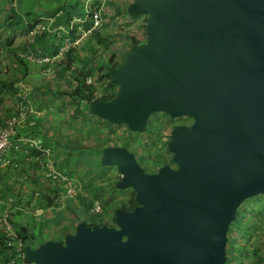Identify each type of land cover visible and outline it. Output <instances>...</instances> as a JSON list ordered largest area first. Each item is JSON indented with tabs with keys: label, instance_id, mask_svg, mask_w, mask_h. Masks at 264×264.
<instances>
[{
	"label": "water",
	"instance_id": "1",
	"mask_svg": "<svg viewBox=\"0 0 264 264\" xmlns=\"http://www.w3.org/2000/svg\"><path fill=\"white\" fill-rule=\"evenodd\" d=\"M144 41L109 65L117 89L90 114L144 133L151 114L188 117L171 129L174 166L146 171L125 146L100 151L136 205L114 226L79 221L61 240L23 245L32 264H225L229 225L264 193V0H132Z\"/></svg>",
	"mask_w": 264,
	"mask_h": 264
},
{
	"label": "rangeland",
	"instance_id": "2",
	"mask_svg": "<svg viewBox=\"0 0 264 264\" xmlns=\"http://www.w3.org/2000/svg\"><path fill=\"white\" fill-rule=\"evenodd\" d=\"M15 1L18 3L17 8L13 6L12 9H22L23 15L33 10L41 11L60 3L63 4L62 0ZM114 1L117 0H106L103 7L105 24L102 30L97 32L100 33V35L95 33L90 37H86L78 44V46H76L78 47L77 54L79 60L73 62L74 68L72 71L68 72L66 69L64 70V68H61L57 72H52L50 75H47L45 79L41 78V71H39L40 74L37 72L33 73V77L37 78V80H40L41 82L47 81V84L49 82L51 88L50 91L48 89L49 86H45L44 88L46 91H43L38 95L35 94L31 98L33 102H37L41 96L43 97L44 104L42 109H46V119L43 116L39 119L42 126V128H40L41 133L47 139L53 138V140L56 141L53 144L47 145L50 149L54 164L64 175L66 174L68 177L72 178L76 185L74 196L67 198L69 203L68 208H66L67 214L73 218L72 221L65 220L63 223L60 222L58 218L60 217V213H57L58 207L42 208L41 213L39 214H37L35 208L30 211L27 210L28 207H26V210H23V213L26 214L25 221L33 232L35 243L40 242V240L45 237L55 238L57 234L63 235L60 237V240L63 239L66 235V233H64L67 232L66 230L69 231L71 229V232H74L75 222L73 223V221L76 217L81 220L83 219L86 222L95 221L100 223L105 222L107 225L113 224V211L115 208H120L119 205L124 203L123 199L128 201L132 189H117L113 187L114 181L118 178V169L116 166L101 165L100 148H98L101 146H99L101 142H108L110 145L119 142H127L129 145L126 148L134 153L139 164L145 168V170H157L161 164L174 166V163L171 160V153L166 149V140L170 133L169 127L173 123L181 122L187 124L190 121L187 117L171 118L163 112H155L151 114L147 122V126H149L153 121L151 132L149 128H147L144 133H138L130 131L124 125L112 124L107 120L90 114L87 110L88 104L82 103L78 106L75 101L65 96L63 98V104H61L60 100H62L64 95L60 92L61 87L69 91L68 87L72 88L75 86L74 83L76 81L69 77L74 76V70L86 72L89 68L91 73L87 76H92L93 79L91 84L100 91L104 87H107L108 83H106L107 80L105 78L104 80H100L97 76L99 74L103 75L109 66L106 59H108L111 52H115L116 61H121L123 54L130 48V37L133 36L139 41L144 39L145 16L143 14L133 16L127 14V6L132 2L131 0H127L123 6L122 4L118 7L116 6L115 9L113 8L114 6H112V2L114 3ZM13 2L14 0H0V84L6 83L7 85H11L14 79L13 66L19 63L18 60L13 57L12 52L9 51L11 46H8L6 42L7 38H5V35H8V31L4 26V17L6 16V13L9 12V6H12ZM81 9L84 10L82 15L84 16L85 9L83 3L79 4V10ZM26 17V15L23 16L24 19ZM20 35V40H22L20 41V47L22 48L16 49V55L21 49H23L27 38V30L25 33L21 31ZM92 38L96 39L93 43L90 42ZM24 62L26 67L30 65L28 62ZM35 66L36 65H32L33 68H35ZM23 77L24 76L22 75V79ZM25 82H27V79ZM28 85L30 84L28 83ZM8 89L12 91V87L4 89L5 98H8V95L10 94V90L8 91ZM1 100L0 109L3 106ZM54 115H57V118L60 117L63 121H59L56 117L54 118ZM45 120L48 123H46ZM38 124L39 123L37 122V126ZM158 131L160 132L158 133ZM26 173L28 183H30L31 186L39 185L41 187L49 188L50 185L48 181L45 180L39 166H36L34 171L28 170ZM16 174L17 173L15 172L14 176H17ZM12 179L13 180L9 181V185L13 183L15 177H12ZM42 179L44 180L42 181ZM4 180L5 179H1L0 182V204L3 201V207H0V215L4 209L9 208L11 214L10 219L13 218L14 220H17V216H21L22 218V215L15 214L14 205L16 201L10 196L6 197L2 194V187L5 188ZM20 187L24 188L25 186L21 185ZM92 188H101L102 190L99 194L102 198V202L103 200L108 199L109 202H104V205H102L103 203H101V200L96 198L95 200L101 204L100 213L91 212L89 209H91L92 205L89 208H86L83 205V209L80 210V212L78 210V213L75 212L74 214V211L77 208L76 204L81 203L82 197L90 198L89 193L92 194V192L89 189ZM111 188L115 190H112ZM24 190L26 191V189ZM46 192L48 193V191ZM48 194L51 196L56 195V193L54 194V191ZM22 195H24V200L30 199L27 193H22ZM68 203L66 202V205ZM236 212L245 216L243 222L240 224L241 230L235 232L237 233L235 235L236 241L234 243L235 251L237 255L241 257L237 262H244V264H264V193L243 201L237 208ZM250 222L256 223L257 227L253 228L252 226L250 234L245 235L243 230L248 227ZM40 225H42L41 229ZM243 244L245 250L242 248ZM253 248H257L259 251L258 256L260 258H258L257 255L252 254ZM6 257L7 258H5L4 261L0 260V264H19L21 262L18 261V258L15 255L14 257L6 255Z\"/></svg>",
	"mask_w": 264,
	"mask_h": 264
},
{
	"label": "built area",
	"instance_id": "3",
	"mask_svg": "<svg viewBox=\"0 0 264 264\" xmlns=\"http://www.w3.org/2000/svg\"><path fill=\"white\" fill-rule=\"evenodd\" d=\"M105 3L106 0L86 1L84 16L73 17L67 27L64 25H53L58 14L38 18L33 21L28 26L27 38L23 49L17 53V56L23 61L30 63L31 66L50 64L54 63L55 60H58L62 64L65 62L64 59L68 51L73 49L75 45L79 44L84 38L90 37L102 30L105 24L103 13ZM46 34H54L57 41L61 43L59 46L55 44L58 46V51L55 55H50V53H47L42 48L35 46L37 37ZM72 36H74V39L71 38ZM54 71V68L47 67V69L41 70V73L46 76ZM92 79V76H86L84 83L90 85ZM11 87L15 99L14 111L0 125V168L4 164L3 156L9 149L19 150L21 145L32 148L36 152L30 155L28 160L41 168L45 180L48 181L51 187L58 188L57 195L59 197L56 198L57 195H55V202L63 205L64 200L73 197L76 192L74 180L58 170L54 164V160L51 158L50 149L44 144L42 136H38L37 133L35 134L37 120L43 114L31 101L27 85L22 79H16L11 83ZM106 88L104 87L100 91H104ZM84 104H87L86 101H84ZM20 127L29 129L30 135L17 137V130ZM118 177L120 178V173ZM123 202L126 204L128 201L123 199ZM89 210L94 213H100L101 204L95 200ZM10 217L9 208L4 209L0 215V236L4 238L7 246L14 251L15 256L21 261L19 264H26L22 249L24 244L17 238Z\"/></svg>",
	"mask_w": 264,
	"mask_h": 264
},
{
	"label": "trees",
	"instance_id": "4",
	"mask_svg": "<svg viewBox=\"0 0 264 264\" xmlns=\"http://www.w3.org/2000/svg\"><path fill=\"white\" fill-rule=\"evenodd\" d=\"M82 10L83 9L79 10V4L78 5L75 4V5H73V6L71 5L69 7L62 6L60 9L54 10L53 11V14H58L56 16V18H57L56 20H58V22H60V23H63V25H65L67 27L69 25L70 20L74 17V15L77 13V11L82 12ZM31 13H33V12L32 11L31 12H27L24 15L29 16V15H31ZM5 21H7V22L13 21L15 27H19V26H21L24 23L23 20L21 19V16L15 11V9H13L11 15H7L6 16ZM144 38H145V36H144ZM143 41H144V39L142 41H139V40H136L132 36V37H130V41H129L130 43L129 44L130 45L132 43L139 44V43H141ZM6 42H7L8 46H11L12 36H8ZM91 50H92V48H91ZM9 51L12 52L13 57L15 59H17L20 64L25 65V62L16 55V53H15L16 48L15 47L11 46L9 48ZM57 51H58V46H55L54 49H51V50L49 49L48 52L50 53V55H55L57 53ZM127 52H125L123 54V57H122L121 61L123 60V58H124V56L126 55ZM71 53H72L71 50L68 51L67 58L65 60L64 66H63L64 70L66 69L67 71L68 70L70 71V69H71V61H72V59H71ZM115 58H116L115 52H111V54L108 57V59H106L107 64L108 65H112V66H117L121 61H116ZM73 72L75 73L74 74V80L76 81L75 86L72 87L69 92H66L65 95L69 99L75 101L78 104V106L80 104L84 103V101H86V103L88 104V102L90 100L95 99V98H101L103 100H109V99H111L115 95L116 88L117 87L113 83H111L110 76H109V74L107 72V69L105 70V72H104L103 75L102 74H99L97 76L100 80H104V78L107 80L106 83H108V86H107V89H105L104 91H98L94 87V85H92V84L86 85L84 83L85 77L89 73H91V71H90L89 68L87 69L86 72H80L78 70H74ZM7 86L8 87H11L10 84H8ZM2 87L3 88L6 87V83H2ZM178 124H184V123H181V122L173 123L169 127L170 133H171V129L174 126L178 125ZM152 127H153V121H152V124L151 125L146 126V130H147V128H149V130L151 132V130H152L151 128ZM159 132L160 131H158V133ZM167 132H169V131H167ZM170 133H169V136H168V138L166 140V143H167V141L170 138ZM109 145H110V143H108V142L107 143H104V141L101 142L99 144L100 147H98V148H100L99 149V152L101 151V149L103 147H106V146H109ZM114 145L115 146H125V147H127L129 144L127 142H123V143H120L119 142V143H116ZM162 165H164V164H161L158 168H160ZM28 166H29V168H30L31 171H34V169L36 167L35 166V163L34 162H31L30 160L28 162ZM2 170H3V168L1 167L0 168V177H1V179H5L4 180L5 181L4 182L5 183V188L2 187V192H3L2 194H4L6 197H9L10 196L11 198H13L14 201H16L15 202V205H14V210L16 212L15 214L16 215H19V214L23 215V212L22 211L23 210L25 211L26 210L25 208L27 206H24L25 202L23 200H21V197H22L21 188L18 187L17 189H15V187H13V186L14 185H17V184H18V186H21V184L25 183L26 181L28 182V180H27L28 178L26 176H24V174H23L27 170L24 167L21 170H16V168H10L9 166H8L7 169L4 170V173L2 172ZM146 171H148V172H154L156 170H146ZM15 172L18 173V174H16L17 176H14ZM117 172L119 173V171H117ZM12 177H15V180L13 181V183H11V185H9V183H10L9 181L13 180ZM117 179H119V177ZM117 179L113 183V187L114 188H116L115 187V183H116ZM101 188L104 189L103 187H101ZM101 188H92L93 190L92 189H89L92 192V194L89 193L90 194L89 195L90 198H88V197H82L81 198V204L84 205L86 208H89L93 204V202L95 201L96 198H98V200L99 199L101 200V203H103L102 205H104V202L105 203L109 202V199L108 200H103V202H102V198L100 197V194H99V192L102 190ZM52 189H53L54 193H56V195H57V193L59 191L58 188L52 187ZM94 190H96V191H94ZM112 190H115V189H112ZM28 193H30L28 195H29V197L32 200L38 199V203H40V204L42 203L41 204V207H43V208H45V207H51V206H58V204L55 203V197H52L51 195H49L45 191H41L40 188H38L37 190H31L30 192L28 191ZM28 204L30 205V203H28ZM135 205H136V202H135V199H134V190L132 189L131 195H130V197L128 199V202L126 204L125 203H122L121 205H119V207L120 208H123V209L130 210ZM115 209H117V208H115ZM74 214H75V211H74ZM34 218H36V217H34ZM244 218H245L244 215L240 214L239 212L238 213L236 212V216H235L234 221H232L230 223V225H229V230H228V233H227L228 242L226 244L227 260H226L225 264H244V262H237V260L239 258H241V257L237 255V253L235 251V244H234L235 241H236L235 235L237 234L235 232L241 230V225L240 224L243 222ZM10 221H11L12 226L14 227V229L16 231L17 238L23 244L30 243L32 246H36L38 243L47 240L46 238H43L42 240H40V242L35 243L34 242L33 232L30 229L28 223L24 224V223H22L20 221L14 220L13 218L10 219ZM79 221H83V222H85L86 224H89V225H94V224H98V225L107 224L105 222L104 223H100V222H95V221L94 222L93 221L86 222L83 219L80 220L79 218L76 220V224ZM111 225H114V217H113V224H111ZM252 226H253V228L254 227L255 228L257 227L256 223L250 222L249 225H248V227L243 230V232H244L245 235H249L250 234ZM41 228H42V225H40V229ZM242 248L245 250L244 244H243V247ZM258 253H259V251L257 250V248H253L252 254L257 255V257L260 258L258 256ZM6 255H8L9 257H14L15 254H14V251L9 246H7L4 238L2 236H0V260L1 261L2 260L4 261L5 258H7ZM25 263L26 264H32V263H27V262H25Z\"/></svg>",
	"mask_w": 264,
	"mask_h": 264
},
{
	"label": "crops",
	"instance_id": "5",
	"mask_svg": "<svg viewBox=\"0 0 264 264\" xmlns=\"http://www.w3.org/2000/svg\"><path fill=\"white\" fill-rule=\"evenodd\" d=\"M83 1V2H82ZM86 1H88V0H62V2H63V4H58V5H54V6H52L51 8H47V9H43V10H41V11H37V10H33L32 12L33 13H31V15H29V16H27L25 19L23 18V13H22V9L20 10V9H17V10H15L20 16H21V19L22 20H24L23 22V24L21 25V26H19V27H15V25H14V22L13 21H10V22H7V21H5V18H6V16L7 15H11V13H12V11H13V6H15L16 8H17V1H15L14 0V2L12 3L13 5L12 6H9V12H7L6 13V16L4 17V26L7 28V31H8V35H5V38H7L8 36H12V42H11V46H13V47H15L16 49H20V48H22V47H20V44H21V42L20 41H22V40H20V38H21V35H20V32L21 31H23L24 33H25V31L26 30H28V27L27 26H29L28 24H30V23H32L33 21H35V20H37L38 18H44V17H49V16H51V15H53V11L54 10H57V9H60L62 6H65V7H69V6H73V5H75V4H77L78 5V3L80 4V3H83V5H84V9H85V6H86ZM89 1H93V0H89ZM95 1H97V0H95ZM126 1L127 0H117V1H114V3L112 2V6H114L113 8L115 9L116 8V6L118 7V6H120L121 4H122V6H123V4L124 3H126ZM83 12H84V10H82V12H79V11H77V13L74 15V17H81L82 15H83ZM114 12V11H113ZM116 12V11H115ZM60 14V13H59ZM83 17V16H82ZM57 19V18H56ZM55 19V21H54V23H53V25L54 26H57V25H63V23H60V22H58V20H56ZM29 21V22H28ZM139 25H140V23H139ZM65 26V25H64ZM98 35H100V33H97ZM15 35V36H14ZM24 36V35H23ZM16 39H15V38ZM72 39H74V36H72L71 37ZM99 38V37H98ZM15 39V40H14ZM7 40V39H6ZM89 40H91V39H89ZM94 40H96L95 38H92V40L90 41V42H92L93 43V41ZM60 45L61 43H59L58 41H57V39H56V37H55V35L54 34H46V35H44V36H39V37H37V40H36V47H39V48H42L44 51H46L47 53H49L48 51H49V49L51 50V49H54V47L56 46V45ZM23 46V45H22ZM76 46H78V44L77 45H75L74 47H73V49H71V51H72V53H71V59H72V61H71V69H70V71H72V69L74 68V61H77V60H79V56H78V47H76ZM80 48V47H79ZM66 58H67V54H66V56H65V59L64 60H66ZM87 61V60H86ZM64 64H65V62H63L62 64L60 63V62H58V60H55V62L54 63H50V64H41V65H37V70H36V66H35V68H33L32 66H31V64L28 66V67H26V65H22V64H15L14 66H13V69H14V72H13V76H14V79L13 80H16V79H22V75L24 76L23 77V81H24V79H25V81H26V79H27V82L30 84V85H28V83L27 82H25L24 81V83L27 85V87L29 88V93H30V99L32 98V96L33 95H38V94H40L41 92H43V91H46V89L44 88L45 86L46 87H48L49 86V82H48V84H47V81L46 82H41L40 80H37V78H34L33 77V73H35V72H37V73H39L40 74V72L39 71H41V70H43V69H47V67H51V68H54L55 69V71L54 72H57L59 69H61V68H63V66H64ZM83 64V63H82ZM81 64V65H82ZM23 70H24V73H23ZM69 70H68V72H70ZM40 76H41V78L42 79H45V77H47V75L45 76V75H41L40 74ZM72 80L74 79V76L73 77H71V76H69ZM73 82V81H72ZM70 83V82H69ZM76 83V82H75ZM74 83V84H75ZM0 85H2V84H0ZM32 86V87H31ZM8 86H7V84H6V87H4V89H6ZM9 88V87H8ZM3 89V87L2 86H0V90H2V91H0L1 93H0V100L3 102V106H2V108L0 109V125L2 124V122H3V120L6 118V117H8L9 115H11L12 114V112L14 111V103H15V99H14V92L13 91H11L10 89H8V91L10 90V94L8 95V98H5V93H4V90ZM50 91H51V88H50V86H49V88H48ZM68 89H69V91H70V89H71V87H68ZM69 91H67V89H65V88H63V87H61V90H60V92L62 93V94H64L63 95V97H62V100H60V102H61V104H63V98H64V96L65 97H67L66 95H65V93L66 92H69ZM51 94H52V92H51ZM45 95V94H44ZM43 95V96H44ZM47 95V94H46ZM68 98V97H67ZM31 101H32V99H31ZM33 102V101H32ZM46 102V101H45ZM33 104H34V106H36V108H38V109H40L41 111H42V116L43 117H45V119H46V109H42L43 108V104H44V101H43V97L41 96V98L40 99H38V101L37 102H33ZM41 116V117H42ZM54 118L56 117L57 118V115L55 116H53ZM40 119V118H39ZM37 120V122L39 123L38 124V126H37V128L35 129V134L37 133L38 134V136H42V138H43V141H44V144L47 146V145H49V144H53L54 142H56L55 140H53V138H50V139H47L46 137H44L43 135H42V133H41V129L40 128H42V126H41V124H40V120ZM57 119H59V121H63V120H61V118L60 117H58ZM50 120V119H49ZM45 122L46 123H48L46 120H45ZM44 122V123H45ZM44 125V124H43ZM30 135V130L29 129H26V127H20V128H18V130H17V137H24V136H29ZM20 143V142H19ZM23 144V143H22ZM32 154H35V151L32 149V148H28L26 145H21V147H20V149L19 150H14L13 148H11V149H9L6 153H5V155L3 156V162H4V164H3V166H2V168H3V170H2V172L4 173V170L5 169H7L8 168V166L10 167V168H16V170H21V169H23V167L24 168H26V170L28 171V170H30V168H29V166H28V157L30 156V155H32ZM51 158H52V155H51ZM35 166H37L36 164H35ZM26 171V172H27ZM17 172V171H16ZM23 173L24 174V176H26V174L27 173ZM18 174V173H17ZM1 178V177H0ZM0 182H1V179H0ZM14 185V184H13ZM21 185H24L25 187L24 188H22V187H20V186H18V184L17 185H14L13 187H15V189H17L18 187L19 188H21V191H22V193L24 192V193H27V194H30V193H28V191L30 192L31 190H37L38 188H40V190L41 191H48V193H50V192H52L53 191V189H52V187L51 186H49V188H45V187H41V186H39V185H37V186H31V184L30 183H28L27 181L25 182V183H23V184H21ZM24 189H26V191L24 190ZM55 194V193H54ZM24 195H22V197H23ZM21 197V200H23L24 202H25V204H24V206H27L28 207V209L27 210H33L34 208L36 209V211H37V214H39V213H41V210H42V208L43 207H41V204L40 203H38V199H34V200H32L31 198L29 199V200H27V199H25L24 200V198H22ZM28 197H29V195H28ZM52 197H54V196H52ZM59 197V195H57V197L56 198H58ZM2 198V197H1ZM36 202V203H35ZM66 202L68 203V199H66V200H64V203H63V205H60V204H58V206H51L52 208L53 207H58V212L57 213H60V217H58L59 218V220H60V222H64L65 220L67 221V220H69V221H72L73 220V218L71 217V216H69L68 214H67V209L66 208H68V206H69V203L66 205ZM28 203H30V205L28 204ZM0 207L2 208L3 207V201L1 202V204H0ZM76 210H75V212L76 213H78V210H79V212H80V210H82L83 209V205L81 204V203H79V204H76ZM22 212H24V211H22ZM24 215H26L25 213H23ZM19 215H21V214H19ZM78 219V217L73 221V223L75 222V226H76V220ZM80 219V218H79ZM81 220V219H80ZM17 221H20V222H22V223H24V224H26V221H25V216L23 217V215H22V218H21V216H17ZM67 232H64V233H66V234H68V233H72L71 232V229L68 231V230H66ZM61 236H63V235H61V234H57L56 235V237L55 238H47V237H45L46 239H55V240H60V237Z\"/></svg>",
	"mask_w": 264,
	"mask_h": 264
},
{
	"label": "flooded vegetation",
	"instance_id": "6",
	"mask_svg": "<svg viewBox=\"0 0 264 264\" xmlns=\"http://www.w3.org/2000/svg\"><path fill=\"white\" fill-rule=\"evenodd\" d=\"M189 123H190V121H189ZM189 123H187V124H189ZM109 225H111V224H109ZM111 226H114V225H111Z\"/></svg>",
	"mask_w": 264,
	"mask_h": 264
}]
</instances>
